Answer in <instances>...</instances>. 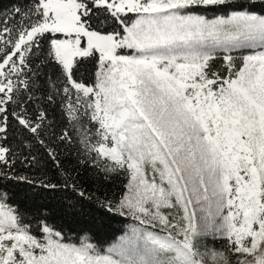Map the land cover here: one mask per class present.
Segmentation results:
<instances>
[{
	"label": "snow or ice",
	"instance_id": "6c2138e0",
	"mask_svg": "<svg viewBox=\"0 0 264 264\" xmlns=\"http://www.w3.org/2000/svg\"><path fill=\"white\" fill-rule=\"evenodd\" d=\"M0 264H264V0H0Z\"/></svg>",
	"mask_w": 264,
	"mask_h": 264
},
{
	"label": "trees",
	"instance_id": "16d2710c",
	"mask_svg": "<svg viewBox=\"0 0 264 264\" xmlns=\"http://www.w3.org/2000/svg\"><path fill=\"white\" fill-rule=\"evenodd\" d=\"M113 229H115V228H118L119 227V225H117V224H113Z\"/></svg>",
	"mask_w": 264,
	"mask_h": 264
}]
</instances>
